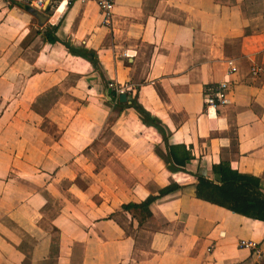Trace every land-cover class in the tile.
I'll list each match as a JSON object with an SVG mask.
<instances>
[{
  "label": "crops",
  "instance_id": "0c3cea01",
  "mask_svg": "<svg viewBox=\"0 0 264 264\" xmlns=\"http://www.w3.org/2000/svg\"><path fill=\"white\" fill-rule=\"evenodd\" d=\"M26 6L0 0V264H264V221L194 193L219 163L264 191V0H116L110 26L92 1ZM151 196L142 224L122 208Z\"/></svg>",
  "mask_w": 264,
  "mask_h": 264
},
{
  "label": "trees",
  "instance_id": "16d2710c",
  "mask_svg": "<svg viewBox=\"0 0 264 264\" xmlns=\"http://www.w3.org/2000/svg\"><path fill=\"white\" fill-rule=\"evenodd\" d=\"M48 41L54 42V39L48 38ZM66 47L70 52L97 64L93 52L87 50L76 51L68 45ZM131 106L144 123L160 129V126L142 113L135 103L132 102ZM211 171L213 174L220 176V181L216 182L213 179L206 178L202 173H198L196 175L197 182L194 186L196 197L226 207L235 213L264 221V191L260 187L258 177L232 169L227 163L213 165ZM165 191L167 192V190H164V193ZM155 198L151 196L139 204H123L122 208L135 218L139 224H142L150 217L149 204Z\"/></svg>",
  "mask_w": 264,
  "mask_h": 264
},
{
  "label": "built area",
  "instance_id": "2783aa9c",
  "mask_svg": "<svg viewBox=\"0 0 264 264\" xmlns=\"http://www.w3.org/2000/svg\"><path fill=\"white\" fill-rule=\"evenodd\" d=\"M26 5L38 9L46 14L55 10L59 5L64 4L65 7L72 5L76 1H92L97 6L101 15V23L105 26L111 25L113 17V9L116 4V0H24ZM258 68L252 67V74L258 73ZM237 73V66L232 60H228V70L224 77L217 82L208 85L202 91V103L205 109L212 108L214 110L229 103L228 93L234 84L232 76ZM108 90L111 91L112 95L117 98L120 94H126L133 90V87L127 84H117L110 82L108 84ZM240 247H248L256 250V243L248 241H240Z\"/></svg>",
  "mask_w": 264,
  "mask_h": 264
},
{
  "label": "water",
  "instance_id": "95a60500",
  "mask_svg": "<svg viewBox=\"0 0 264 264\" xmlns=\"http://www.w3.org/2000/svg\"><path fill=\"white\" fill-rule=\"evenodd\" d=\"M26 9L31 15H33L38 20L39 24H43L47 20V15H45L41 11L30 6H26ZM118 98L120 102H124L126 100V94H120Z\"/></svg>",
  "mask_w": 264,
  "mask_h": 264
}]
</instances>
